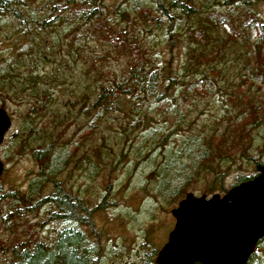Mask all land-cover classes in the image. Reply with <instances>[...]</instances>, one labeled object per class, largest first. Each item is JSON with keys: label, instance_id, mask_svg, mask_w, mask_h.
I'll return each instance as SVG.
<instances>
[{"label": "trees", "instance_id": "1", "mask_svg": "<svg viewBox=\"0 0 264 264\" xmlns=\"http://www.w3.org/2000/svg\"><path fill=\"white\" fill-rule=\"evenodd\" d=\"M44 1L46 8L32 6L34 0H0V20L5 22L4 26L14 21L7 25L8 30L14 32L8 37L10 51L0 56V99L2 103L7 98L29 104L16 137L22 138V144L27 147L35 145L32 157L39 163L36 175L28 180L26 194L19 196L7 192L2 195L27 202L35 199L36 205L52 204L55 210L49 218L67 220L69 224L57 232L50 246L38 241L12 248L11 258L4 264H102V244L100 233L93 227V213L103 206L106 198L103 195L99 204L90 206L88 201L72 195L57 179L77 155L81 143L76 135L73 140L57 146L61 132L55 134L54 123L43 124L42 118L54 100L52 88L60 81L64 82L65 76L60 66L51 73L38 71L43 67L44 59L57 58L54 55L57 42L41 34L63 23L68 29L74 24L99 23L102 2ZM143 1L137 0L133 6L144 20L148 21L151 11L155 10L158 14L154 19H168L166 28L161 29L164 31L161 41L166 42L169 52L168 60L161 72L149 73L146 48L132 38L123 37L121 31L113 32L107 28L105 39L115 51H122L127 56V65L116 79L98 85L89 106L86 105L90 101L88 94L84 89L80 92L79 101L84 105L80 111L92 116L81 133L90 135L97 124L95 120L116 108L128 118L120 124L121 133L114 131L110 138L114 143V140L123 141L128 146L126 155L131 153L133 168L139 167L140 189L149 187L159 199L174 206L190 185L210 173L213 175L211 188L218 186L226 191L222 186L225 173L220 170L219 161L225 158L223 151L227 149L230 119H239L243 126L246 123L253 126L264 118V21L255 9L257 0H151L153 7L144 5ZM251 30L255 32L254 40H251ZM70 39L67 46L71 48L77 43V36L71 35ZM174 49H177L176 54ZM179 52L183 54L182 58ZM174 55L177 66L172 65ZM238 61L241 66L232 72L239 77L237 92L243 93L249 90L247 86H255L259 95L250 102L248 109L241 100L234 102L235 117L229 118L225 113L227 116L217 120L215 126H196L194 113L199 111V102L193 95L212 96L217 91L215 76H229L227 69ZM230 82L226 81L227 85ZM146 108L166 112L161 125L147 117ZM54 114L57 117V113ZM61 116L59 123L73 116L71 108ZM139 128L142 132L134 134ZM116 134L119 137L116 138ZM112 149L111 153H114ZM97 151L103 163L107 156L103 155L100 146ZM120 153L124 156V152ZM78 162L77 166L81 168V160ZM86 163L93 167L92 174L96 173L98 162L86 157ZM253 177H241L236 184ZM49 184L52 189L42 196V190ZM106 191L109 192L108 188ZM262 244L264 238L258 241V246ZM155 250L146 252L141 264H155ZM245 264H264V257L253 252Z\"/></svg>", "mask_w": 264, "mask_h": 264}, {"label": "rangeland", "instance_id": "2", "mask_svg": "<svg viewBox=\"0 0 264 264\" xmlns=\"http://www.w3.org/2000/svg\"><path fill=\"white\" fill-rule=\"evenodd\" d=\"M135 1L137 0H101L99 23L82 26L74 24L70 29L63 23L41 34L57 42L54 49V55L57 58L44 59L43 67L38 68V71L51 73L60 66L65 76L64 82L60 81L58 86L52 88L54 100L50 104V110L42 118V122L49 125L54 123L55 134L61 132L57 146L71 141L70 139L76 135L81 143L77 155L59 173L57 179L62 181L65 189L72 195L88 201L90 206L99 204L102 196L105 195L103 206L94 210L93 213V227L100 233L99 238L102 244V264H141L142 258L146 257L145 253L154 248L156 249L153 256L155 262L156 253L167 240L168 232L175 222L170 209L177 203L174 206L168 205L149 187L145 190L140 189L138 187L139 167L133 168L134 158L131 153L126 155L128 146L124 145L123 141L114 140V143L110 138L114 131L121 133L120 124L125 123L127 114L114 108L100 120H95L97 124L94 125L90 135L81 133L85 128V122L91 120L92 116H86L84 110L80 111V108L84 106L79 101L80 92L84 89L88 94L90 101L86 105L89 106L93 101L94 93L98 90V85L116 79L127 65V56L122 51H115L105 39L107 28L112 29L113 32L121 31L123 37L132 38L146 48L150 60L149 73L154 70L161 72L163 64L168 60L169 52L166 42L161 41L164 35L161 29L166 28L168 19L162 17V21L156 18L155 20L154 17L158 14L155 10L151 11L148 21L144 20L142 14L133 6ZM97 3L96 0L95 4ZM143 4L154 6L151 0H144ZM32 6L47 7L44 0H34ZM255 9L258 17L264 21V0H257ZM4 23L0 20V56L9 53L8 37L14 34L8 30L7 26L14 21L5 26ZM159 24L161 27H158ZM71 35L77 36V43L72 44L70 48L67 45L72 41ZM250 35L251 40L256 38L254 30H251ZM225 38L228 37L225 35ZM173 52L176 54L177 49ZM180 53L182 58L183 54ZM174 56L172 65L177 66V56ZM240 66L238 61L227 69L231 77L228 74L223 78L215 76L217 85L215 84L214 87L217 91L212 96L193 95L199 102V111L194 113L196 126H215L217 120L227 116L225 113L229 118L235 117L234 102L241 100L248 109L250 102L259 95L255 86L244 85L249 90H244L243 93L237 92L239 77L232 72L238 70ZM187 78L188 75L185 79ZM226 81H231L230 85H227ZM233 99L235 100L232 101ZM0 107L7 111L11 120V125L0 143V160L3 165L0 174V264H4L11 258L12 248L21 246L23 243L33 244L40 241L50 246L57 232L69 222L49 218L50 213L55 210L52 204L36 205L35 199L27 202L24 199H8L3 196L7 192H15L19 196L26 194L28 180L36 175L39 163L32 157L31 151L35 145L27 147L22 144V138L16 137L22 116L29 104L17 99L4 98V103L0 99ZM69 108L73 116L59 123L61 114ZM146 110L147 117H152L161 125L166 112L159 108H146ZM54 113H57V117ZM76 113L78 115L74 116ZM51 119L52 121L49 122ZM230 120L227 129L229 130L227 149L226 152L223 151L225 158L219 161V168L225 173L222 186L226 191L241 177L255 176L257 165L264 163V118L253 126L248 123L243 126L239 119L233 121L234 119L231 118ZM78 131L79 134H77ZM139 132H142L140 128L135 130L134 134ZM20 135L22 137V134ZM117 137L119 134H116ZM99 146L103 155L107 156L103 163L98 156L97 147ZM23 147L26 148L23 149ZM111 147L114 153H111ZM121 151L124 152V156L120 153ZM86 157L98 162L99 167L96 173L92 174L93 167H88ZM79 160L82 163L81 168L77 166ZM212 176L210 173L204 174L201 179L190 185L187 192L195 196L204 194L206 197L214 193L224 194L226 191L218 186L211 188ZM106 188L109 190L108 193ZM51 189L49 184L42 190V196ZM33 204L35 207L32 206ZM111 249L118 251L112 253ZM254 252L264 257V244L258 246L257 243Z\"/></svg>", "mask_w": 264, "mask_h": 264}, {"label": "water", "instance_id": "3", "mask_svg": "<svg viewBox=\"0 0 264 264\" xmlns=\"http://www.w3.org/2000/svg\"><path fill=\"white\" fill-rule=\"evenodd\" d=\"M11 125L0 107V143ZM3 165L0 160V174ZM224 194L187 192L170 209L175 219L155 264H245L264 237V163Z\"/></svg>", "mask_w": 264, "mask_h": 264}]
</instances>
